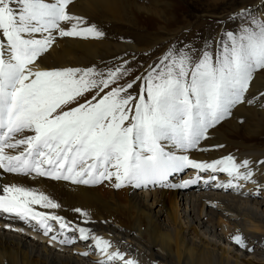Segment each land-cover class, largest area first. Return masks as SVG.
I'll list each match as a JSON object with an SVG mask.
<instances>
[{
    "label": "snow or ice",
    "instance_id": "6c2138e0",
    "mask_svg": "<svg viewBox=\"0 0 264 264\" xmlns=\"http://www.w3.org/2000/svg\"><path fill=\"white\" fill-rule=\"evenodd\" d=\"M72 2L0 0V169L75 185L114 180L117 189L188 187L200 177L170 181L188 168L255 181V165L264 168V161H239L229 154L209 163L190 153L236 106L255 102L248 93L257 73L264 72V18L242 9L236 14L242 17L238 30L228 31L218 50L172 46L139 76L132 72L134 54L131 62L123 59L106 70H34L58 37H105L71 13ZM140 81V92L133 95L130 90ZM35 206L62 207L43 191L0 183V214L35 221L45 235L53 232L52 222L66 227L63 217ZM79 232L89 239L85 228ZM232 239L247 247L241 234ZM96 242L106 254L96 264H138L120 251L109 252L110 241L97 237Z\"/></svg>",
    "mask_w": 264,
    "mask_h": 264
},
{
    "label": "bare ground",
    "instance_id": "6f19581e",
    "mask_svg": "<svg viewBox=\"0 0 264 264\" xmlns=\"http://www.w3.org/2000/svg\"><path fill=\"white\" fill-rule=\"evenodd\" d=\"M92 1V6H101L110 13L123 3V0ZM256 13L264 18V0ZM73 44L79 50H90L86 43ZM60 50L69 51L63 47ZM48 64L44 56L33 67L48 69ZM260 77L257 79L256 75L249 97L264 90ZM259 101L254 107L253 104L247 107L248 103L236 106L231 117L221 122L231 126L227 136L221 140L220 127L215 126L199 148L190 153L191 158L210 163L231 154L239 161H264V93ZM245 112L255 119L242 120ZM255 168L258 169L255 181H236L225 172L189 168L178 181L175 174L170 181L179 184L199 176L195 184L141 189L130 186L117 189L114 180L75 185L47 177L9 174L0 169V183L21 184L52 196L61 208L35 207L38 211L54 212L66 224L61 229L58 222H52L53 232L45 235L35 221L28 223L0 214V264H96L106 255L96 252L100 250L97 237L111 242L109 252L120 251L138 264H264V168L259 164ZM210 175L214 179H209ZM229 182L232 186H228ZM76 208L81 212L77 213ZM80 228L87 230L89 239L81 238ZM236 234L243 236L246 248L233 241ZM52 235L57 239L53 240Z\"/></svg>",
    "mask_w": 264,
    "mask_h": 264
},
{
    "label": "rangeland",
    "instance_id": "374dc122",
    "mask_svg": "<svg viewBox=\"0 0 264 264\" xmlns=\"http://www.w3.org/2000/svg\"><path fill=\"white\" fill-rule=\"evenodd\" d=\"M92 3V0H73L70 11L85 18L87 23L95 24L105 33V37L99 39L58 37L45 53L47 56L45 54L42 56V58L45 56V62L49 63L48 69L94 66L106 70V66L116 65L123 59L131 62L134 54L135 63L132 72L139 76L157 63L165 51L172 46H195L198 49L206 46L212 51L218 50L227 40L226 33L238 30L242 17L236 14L240 10L246 9L249 16L262 18L256 12L263 0H127V2L123 0L121 5L114 8L116 11L114 13L107 12L101 6H92ZM76 41L86 43L90 50L82 51L75 48L73 43ZM62 47L69 50L71 55L62 52L60 50ZM259 76H261L260 80L264 81V72H258L257 79ZM142 83L143 81L138 82L130 90L133 95L140 92ZM252 89L251 85L250 90ZM259 93L253 96L255 98L253 107L257 103L260 104L259 98L264 90ZM249 106L250 104H247V107ZM254 119L255 117L247 112L242 116L244 121L249 122ZM218 125L216 127H220L218 132L222 140L231 131V126H225L223 123ZM176 177L178 181V176L175 174Z\"/></svg>",
    "mask_w": 264,
    "mask_h": 264
}]
</instances>
